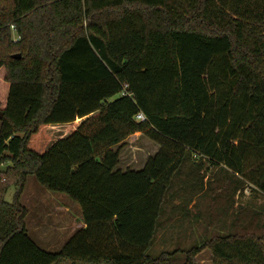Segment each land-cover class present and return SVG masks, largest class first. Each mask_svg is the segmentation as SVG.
Masks as SVG:
<instances>
[{
    "label": "trees",
    "instance_id": "16d2710c",
    "mask_svg": "<svg viewBox=\"0 0 264 264\" xmlns=\"http://www.w3.org/2000/svg\"><path fill=\"white\" fill-rule=\"evenodd\" d=\"M0 113V264H178L154 238L168 199L186 214L206 190L205 163L264 198V0H0ZM134 132L158 149L123 170L114 147ZM30 175L80 208L58 251L28 232ZM253 208L240 229L264 226ZM207 243L211 264H264V229Z\"/></svg>",
    "mask_w": 264,
    "mask_h": 264
},
{
    "label": "rangeland",
    "instance_id": "374dc122",
    "mask_svg": "<svg viewBox=\"0 0 264 264\" xmlns=\"http://www.w3.org/2000/svg\"><path fill=\"white\" fill-rule=\"evenodd\" d=\"M13 38L16 39L14 33ZM79 121L80 119H76L68 124L50 126L48 131L51 139L54 141L64 137L71 128L79 124ZM119 146L121 147L118 167L123 170L127 168L140 169L147 157L153 155L158 149L157 143L143 132L128 134L114 149L116 150ZM219 168L220 166L212 167L205 163L200 169V173L203 175L201 178L203 190L205 188L206 190L198 192L196 196L195 194L191 195L195 197L185 208L186 214L179 207L181 198L173 196L167 200L154 238L153 252L155 254L161 251L177 250L173 255V258H176L174 261L182 264L184 253L180 250H187L198 244L201 246L194 256L195 261L197 264H211L213 257L210 247L205 243L209 244V241L218 235L233 230H236L238 235L262 232L264 226L255 227L254 223L246 230L240 229L239 225L242 220L235 221V218L237 215L242 218L245 215H250L254 211L253 207L256 208L264 204L263 195L258 191L252 192L251 185H247L241 192L238 191L232 180L223 171L218 170ZM189 192L181 190L179 194L184 193L188 197ZM13 194L14 188L11 187L5 195V200L11 202ZM199 195L201 196L198 198ZM20 202L27 209L26 226L30 236L45 250H60L67 239L80 228L81 213L78 204L62 193L46 190L37 183L32 175L27 177ZM194 202H196V207L193 205ZM247 209V214L240 212ZM196 216H198L197 220H195ZM258 216V218L255 216L254 220H259V223L264 225V215ZM203 240L209 241H205L203 244Z\"/></svg>",
    "mask_w": 264,
    "mask_h": 264
},
{
    "label": "built area",
    "instance_id": "2783aa9c",
    "mask_svg": "<svg viewBox=\"0 0 264 264\" xmlns=\"http://www.w3.org/2000/svg\"><path fill=\"white\" fill-rule=\"evenodd\" d=\"M136 118L139 121H144L145 120V116L142 113H140V112L136 114Z\"/></svg>",
    "mask_w": 264,
    "mask_h": 264
},
{
    "label": "water",
    "instance_id": "95a60500",
    "mask_svg": "<svg viewBox=\"0 0 264 264\" xmlns=\"http://www.w3.org/2000/svg\"><path fill=\"white\" fill-rule=\"evenodd\" d=\"M13 57H19V55L18 54H15V55H13ZM1 113H0V118H1ZM5 170H6V167L5 166H0V172H5Z\"/></svg>",
    "mask_w": 264,
    "mask_h": 264
},
{
    "label": "crops",
    "instance_id": "0c3cea01",
    "mask_svg": "<svg viewBox=\"0 0 264 264\" xmlns=\"http://www.w3.org/2000/svg\"><path fill=\"white\" fill-rule=\"evenodd\" d=\"M81 119H82V118H81ZM81 119H80V121H81ZM77 120H79V119H77ZM80 121H79V122H80ZM79 122H78V123H79ZM76 125H77V124H76ZM80 217H81V214H80ZM79 227H80V228L84 227V223L82 222V219H81V223H80V226H79ZM80 228H78V229H80Z\"/></svg>",
    "mask_w": 264,
    "mask_h": 264
}]
</instances>
